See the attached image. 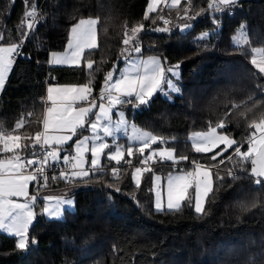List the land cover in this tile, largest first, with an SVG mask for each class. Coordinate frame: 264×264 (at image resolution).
<instances>
[{
  "label": "trees",
  "instance_id": "trees-1",
  "mask_svg": "<svg viewBox=\"0 0 264 264\" xmlns=\"http://www.w3.org/2000/svg\"><path fill=\"white\" fill-rule=\"evenodd\" d=\"M41 1L0 0V44L20 43L21 33L29 32L22 56L14 60L0 91L3 133L23 138L41 130L48 84L88 83L91 78L93 98L105 74L120 60L123 40L133 35L141 53L159 55L165 64L178 63L180 68V92L171 100L157 93L138 109L126 106L134 122L166 138L176 156L188 157L178 164L153 161L152 171L189 169L193 160L210 163L211 153H196L186 139L192 130L223 121L226 127L221 130L243 141L252 131L251 121L264 118V74L249 61L251 49H264V0H239L229 7L230 14L214 13L208 9L209 0H190L187 12L185 3L162 9L164 2L148 13L147 20L149 0H45L29 30L25 12ZM161 9L167 24L158 17ZM84 17L97 20V47L85 50L79 67L49 66V51L63 49L71 25ZM219 18L221 27L213 23ZM187 22L192 27L181 31ZM141 24L144 29L133 34L131 29ZM164 25L169 32L156 31ZM242 25L247 43L234 47L233 36ZM203 31L210 33L200 39ZM85 60L94 62L91 70ZM21 120L24 124L17 129ZM25 142L30 141L21 140ZM247 147L244 143L241 151ZM34 149L23 152L32 157ZM233 152L229 149L211 162L224 160L211 169L213 191L201 214L187 203L179 210L157 211L149 191L151 172L143 175L139 187L132 182L137 151L132 164L116 176L111 170L90 172L89 178L77 179L90 186L74 193L72 209L60 219L39 217L29 226L27 250L17 249L16 239L0 232V264H264V183L256 185L251 162L241 168ZM228 169L237 179L227 175ZM217 173L222 180L217 181Z\"/></svg>",
  "mask_w": 264,
  "mask_h": 264
},
{
  "label": "snow or ice",
  "instance_id": "snow-or-ice-1",
  "mask_svg": "<svg viewBox=\"0 0 264 264\" xmlns=\"http://www.w3.org/2000/svg\"><path fill=\"white\" fill-rule=\"evenodd\" d=\"M158 2V0H154ZM239 0H209L208 9H212L214 13L223 14L228 11L230 6H236ZM181 3V0H172V5L176 6ZM154 11L153 3L150 2L148 10L145 12V19L149 18L148 13ZM207 11V10H204ZM187 12V9H185ZM27 18V28L31 30L35 26L36 12L33 6L31 11L25 12ZM191 19V17H189ZM168 23L167 20L164 21ZM213 23H218L213 19ZM96 24L97 20L87 19L80 20L74 24L69 33L67 47L64 53H51L50 64L68 65L79 67L81 58L84 56L85 49L93 50L97 47L96 44ZM22 22L20 27H24ZM192 27L191 24L185 23L181 31ZM244 26H241L243 30ZM144 29L143 24L133 27L131 32L139 34ZM156 31L169 32L168 27L157 28ZM21 35L24 39L20 43H10L7 46L0 45V89L4 87L7 79V73L11 70L14 58L20 55V49L23 47L24 40L27 39L29 32H23ZM209 33H203L200 39L207 37ZM127 37V32L125 33ZM3 35L0 34V40ZM234 40V47L239 45ZM247 43V40H245ZM123 44L126 46L121 53L126 67L119 69V75L114 74L117 67L114 64L113 69L108 71L104 77V84L100 89L98 105L99 111H94L97 107V100L92 97L93 89L91 87V78L88 83L82 85H62L49 86L47 89V101L50 106L46 107L43 116L42 124L43 131H37L34 137H21L18 135L4 136L0 134V148L2 152H14L12 157L7 160L0 159V230L16 239L15 247L19 250H27L30 245L29 240V226L33 224L36 216L34 211L38 199L44 202V207L39 214L47 215L49 219H60L65 208L74 207V201L67 199L64 196L53 197L51 195L40 196L39 188L37 193L29 195V182L36 181L37 177L44 174L45 166L51 167L52 164L58 163L60 160V152L64 151V145L72 141L78 132L87 129L91 132L90 136H83L75 142V155L63 156L65 165H70L72 171L66 173L61 171L59 178L68 182L76 179L89 178V171H85L82 167L85 163V153H91L90 168L93 172L100 168L101 157L107 153V159L119 163L124 159V146L117 144L116 133L121 131L128 135L129 122L125 118L123 111L118 112L119 119L113 120L111 112L114 108L120 105H131L134 109L140 106L147 105L157 92H161L166 96L169 93H179L180 88L174 83L170 77L179 78L177 71L179 65L166 67L163 62L157 57H150L147 60L134 59L125 53L133 51L135 53L141 52L138 38L133 35L132 39L125 38ZM253 53L259 51L264 53V49H251ZM86 66L89 70L93 68V61L85 60ZM251 64L260 74H264V55L260 59L253 56ZM91 76V73H90ZM167 86V91L162 87ZM87 104V106H79V104ZM94 117V119H91ZM24 121H18L16 128L23 126ZM131 135H128V140H138L141 146L137 149L140 155H143L145 149L150 148L152 143L160 142L167 143L168 140L163 137L155 136L151 133L145 132L137 128L134 124L130 125ZM226 127L223 121H220L216 126L209 125L207 132L192 133L189 139L192 141V148L196 153H209L213 149L219 148L214 155L210 157L208 165L202 164L198 161H191L193 165L192 170H180L178 174H169L166 185V207L168 210H179L183 204H194L195 211L198 214L204 212L202 200L206 199L213 191L212 184V168H218L219 164H223L221 159L218 164L211 163L216 161L217 157L222 156L229 149L234 148L233 155L238 159L239 166L243 168L245 161L251 162L250 175L254 178L256 185L264 183V118L259 122L251 121L248 125L252 131L244 138L243 141H237L230 138L227 134H221L217 129H224ZM103 132V135L100 133ZM66 133V134H65ZM106 137H112V144H109ZM30 141L20 143L21 140ZM173 140L175 138H172ZM91 141L89 148L88 142ZM247 143L246 151H241L243 144ZM39 145L41 151L44 153L43 158L27 159L18 153L34 149ZM223 145V148H220ZM115 146V151L111 148ZM127 156L132 157L134 150L131 144L126 149ZM33 155H37L33 153ZM159 156L161 162L172 161L173 164H178L181 161L188 160L187 156L175 157L173 149H159L152 150L150 154L141 160L142 164L152 160L153 157ZM227 159L231 161L233 156H228ZM51 161V163H50ZM131 163V161H127ZM32 165H38L31 174L25 175L24 171ZM152 172L150 167H136L132 173V178L137 187L140 186L143 173ZM113 176L117 175V169H112ZM227 175L231 176L233 180L237 177L233 174L231 169L227 170ZM57 177L53 176V179ZM44 183L40 187H47L48 177L43 175ZM161 177L153 176V188L149 189L155 195V208L157 211L164 209V190L156 191V181ZM217 181L223 177L216 174ZM110 187V185H109ZM119 191V189H116ZM194 190V194L190 192ZM16 198H24V202H19ZM32 244L36 241L31 240Z\"/></svg>",
  "mask_w": 264,
  "mask_h": 264
},
{
  "label": "crops",
  "instance_id": "crops-1",
  "mask_svg": "<svg viewBox=\"0 0 264 264\" xmlns=\"http://www.w3.org/2000/svg\"><path fill=\"white\" fill-rule=\"evenodd\" d=\"M150 1V0H149ZM165 0H158V2H154V0H153V9H155L156 8V6H158L159 4H161V3H163ZM167 2H168V0H167ZM168 4V3H167ZM82 19H84V20H87L88 19V17H84V18H81V19H79L77 22H75L74 24H76V23H78L80 20H82ZM91 19H94V18H91ZM73 24V25H74ZM73 25H71V27H70V29H69V33H70V30H71V28H72V26ZM96 27V26H95ZM68 39H69V34H68ZM68 39H67V42H68ZM67 42H66V44H65V46H64V48L63 49H61V50H51V51H49V53H48V65L49 66H68V65H56V64H50L49 63V61H50V59H51V53H53V52H55V53H64L65 52V50H66V47H67ZM85 50H87V49H85ZM125 55H130L131 57H133L134 59H142V60H147L148 58H150V57H157V58H159L162 62H163V60H162V58L159 56V55H156V54H148V53H145V54H143V53H135V52H133V51H130L129 50V52H127V53H125ZM82 62H83V58H81V64H82ZM80 64V65H81ZM163 64L165 65V66H171L172 64H165L164 62H163ZM116 67H117V71L115 72V74H114V78H115V76H118L119 75V69H124L125 67H126V65H125V62H124V60L123 59H120L116 64ZM179 81H180V78H179ZM82 84H86V83H64V82H61V83H51V84H48L47 85V87H46V93H45V100L47 101V89H48V87L51 85V86H55V87H58V86H62V85H82ZM162 86H164V88L166 87V85H162ZM178 86V85H177ZM180 87V86H179ZM2 90V89H1ZM158 94H160V92H157ZM156 93V94H157ZM172 94V93H171ZM90 99H92L91 97H90ZM97 100V99H96ZM97 101H99V100H97ZM45 106L46 107H48V106H50V102H46V104H45ZM79 106H87V104H79ZM125 105H120V106H117V107H124ZM128 106V105H127ZM117 107L115 108V109H113L112 110V112H111V115H112V119H115V118H117L118 117V112H120L121 110H118L117 109ZM127 107L125 106V109H126ZM135 110V109H134ZM94 111H99V108L98 107H96L95 109H94ZM44 113H45V109H44ZM44 116V115H43ZM91 119H94V117H91ZM43 120V119H42ZM41 132L43 131V124H42V126H41V130H40ZM124 133V131H122V134ZM9 134V133H8ZM66 134V133H65ZM121 132L119 131V132H117L116 133V138H117V142H118V144L119 145H121V144H123V145H125V140L123 139L124 137H121ZM90 136L91 135V132L90 131H88L87 129H85V130H81L79 133H78V135L75 137H73V139H72V141H69L68 142V144H66V145H64V147L65 146H67L66 148L68 149V153L70 154V156H72L73 154H75V142H76V140L77 139H80V138H82L83 136ZM100 135H103V132H101L100 133ZM106 140H107V142L109 143V144H112L111 142H112V137H106L105 138ZM20 143H21V141H20ZM3 147V144H0V148H2ZM90 147H91V145H90ZM89 147V148H90ZM65 150V149H64ZM109 150H105V155L104 156H102L101 157V162L103 161V160H105V159H107L106 158V153L108 152ZM111 151H115V146H113L112 148H111ZM65 153V151H62V152H60V155H62V154H64ZM14 154H16V153H14V152H2V151H0V159H3V160H7L8 158H10V157H12ZM19 155H21L22 157H24V159H25V161L27 160V159H32V157L30 156V154L28 155L27 154V152H23V151H21V152H19L18 153ZM85 154H87V155H85V159H86V161H91V153H90V151L89 152H87V153H85ZM124 157H128L126 154L124 155ZM59 162H63L61 159L59 160ZM31 168H32V166H30V167H28L27 169H25V170H23L24 171V174L25 175H28V174H31ZM84 168V167H83ZM85 171H88L87 169H84ZM90 172H93L92 170L90 171L89 170V173ZM88 184H87V182H79L77 179L76 180H73L72 182H70V183H68V184H62V183H59V182H48V185H47V187H43V188H41V189H39V195L40 196H46V195H51V196H53V197H57V196H64L65 198H67V199H72L73 201H74V193L77 191V190H79V189H82V188H85V187H88L87 186ZM28 191H29V195H33V194H36L37 193V190H35L34 188H33V181H30L29 182V188H28ZM13 199H18L19 200V202H24V198H16V197H13ZM44 207V202L42 201V200H40V199H38L37 200V202H36V207H35V209H34V211H36L37 212V216H36V219L37 218H39V217H43V218H45V219H49L48 218V216L47 215H41V214H39L40 212H41V209ZM72 208V207H71ZM70 208H65V210H69ZM64 210V211H65ZM64 213V212H63ZM35 219V220H36ZM34 220V221H35ZM0 232H3L2 230H0ZM3 233H5V232H3ZM7 234V233H6Z\"/></svg>",
  "mask_w": 264,
  "mask_h": 264
},
{
  "label": "rangeland",
  "instance_id": "rangeland-1",
  "mask_svg": "<svg viewBox=\"0 0 264 264\" xmlns=\"http://www.w3.org/2000/svg\"><path fill=\"white\" fill-rule=\"evenodd\" d=\"M189 1H190V0H181V3H185V4H184V5H185L184 9H187ZM150 2L153 3V0H150L149 3H150ZM167 3H168V6H169V7H176V6H178V5L173 6V5H172V0H168ZM181 3H180V4H181ZM180 4H179V5H180ZM148 5H149V4H148ZM147 8H148V7H147ZM156 8H157V6H156ZM156 8H155V9H156ZM89 18H93V17H88V19H89ZM94 19H95V18H94ZM187 23H188V22H187ZM184 24H185V23H184ZM184 24L181 25V28L183 27ZM188 24H190V23H188ZM160 27L164 28V27H166V26L164 25V26H160ZM203 33H210V31H203V32H200V33L198 34V36H201ZM233 38H236V43H237V44H242V43H244V41L247 39V36H246V33H245L244 29L241 30V28H239V29H238V33H237L236 35H234ZM233 42H234V40H233ZM96 44H97V39H96ZM0 45H2V46H7L8 44H0ZM254 49H255V48H254ZM256 49H260V48H256ZM262 55H263V53H262V52H259V51L255 52V53H252V54L249 56V61L251 62L253 56H255L257 59H260ZM13 63H14V62H13ZM12 65H13V64H12ZM85 65H86V63H85ZM175 65H178V63H173L171 66H175ZM171 66H166V67H171ZM177 71H178V73H179V78H180V68H179V67H178ZM9 73H10V71L7 73V77H8V74H9ZM170 78L173 79L174 83H176V84L178 85V87L180 86L179 78H178V80H177L175 77H170ZM5 82H6V81H5ZM162 87L164 88V86H162ZM179 88H180V87H179ZM191 88L195 89V87H191ZM164 89H165V91H167V86H166ZM0 91H1V89H0ZM193 91H194V90H192L191 92H193ZM194 92H195V91H194ZM160 94H161L162 96H165L166 98H168V99L171 100V99L173 98V96H174L175 94H178V93H172V94L169 93L167 96H166L165 94L161 93V92H160ZM99 103H100V101H97V107H98ZM125 106H127V104H125ZM125 106H124V107H117V109H118V110H121V111H123V112L125 113V118H126V120L129 122L128 135H131V127H130V125H132V124H134L137 128H139V129H141V130H143V131H145V132H148V133H151V134L155 135V134L152 133L150 130H148V129H146L145 127H142V126L138 125L136 122H134L133 119H131V115L126 113ZM128 106H130L131 109L134 110V108H133L131 105H128ZM98 108H99V107H98ZM45 109H46V106H45ZM114 109H115V108H114ZM136 109H138V108H136ZM118 119H119V116H118L117 118L113 119V120H118ZM208 129H209V127L206 128V129L192 130V131H190V132L186 135V139L189 141L190 145L192 146V141L189 139L190 135H191L192 133H195V132H207ZM122 131H123V129L120 131L121 134H122ZM217 131H218L219 133H221V134H227V135L230 136V138L235 139L231 133L225 132V131H223V130H221V129H217ZM0 134H2V135H4V136L18 135L17 133H9V134H6V133H3L2 131H0ZM128 135H125V132L121 135V137H124L123 139L125 140V145H123V144H121V145L124 146V149H123V150H124V152H125L126 155H127L126 149H127V147H128L130 144H131V146L133 147L134 152L137 151V149L141 146V142L138 141V140H133V141L130 142V141L128 140ZM18 136H19V135H18ZM155 136H157V135H155ZM158 137H160V136H158ZM111 143H112V142H111ZM117 144H118V142H117ZM90 145H91V141L88 142V146H89V147H90ZM66 147H67V146L64 147V149H65V150H64L65 153L62 154V155H60V159H61L62 161H63V156H64V155H69V156H70V154L68 153V149H67ZM223 147H224L223 145H220V148H223ZM159 149H173V148L170 147V146H168V145H166V143H164V144H162V143H160V142L152 143V144L150 145V148L145 149L143 155H140V154L138 153V154H139V161H138V164H135L134 166L131 167V176H132V173L134 172V169H135L136 167H150V165H151V163H152L153 161L160 160V159H159V156H156V157H153L152 160L147 161L146 164H142V163H141V160H142L144 157L148 156L152 150H159ZM173 150H174V149H173ZM216 151H219V148H217V149H213V151L210 152V153H211L210 155H211V156L214 155ZM74 152H75V151H74ZM86 153H87V152H86ZM107 153H108V152H107ZM107 153H106V158H107ZM73 155H75V154H73ZM73 155H72V156H73ZM85 155H87V154H85ZM174 155H175V152H174ZM175 157L178 158V156H176V155H175ZM85 158H86V157H85ZM129 158H130V159L134 158V155H133L132 157H129ZM124 159H126V157H124ZM85 160H86V159H85ZM107 160H109V159H105V160H103V161L101 162V165H102V163H104V162L107 161ZM88 162H90V161H86V163L82 166V167H84V169H86L85 167H86V164H87ZM114 162H115V161H114ZM101 165H100V166H101ZM182 169L185 170V171H187V170H192V169H193V165H191L189 169L179 167V168H177V169H173V168H172V169H170V170H167V172H165V173H161V172H158V171H152V172H151V185H150V189L153 188V176L155 175V176H159V177H161V179H160L159 181H156L155 188H156V191L164 190V192H165V196H164V209H167V207H166V185H167V177H168V175H169L170 173L173 174V175L178 174V173L180 172V170H182ZM87 170H88V169H87ZM88 171H89V170H88ZM145 173H146V172H145ZM145 173H143V175H144ZM142 177H143V176H142ZM141 179H142V178H141ZM132 182L135 184V181L133 180V178H132ZM87 184H88L87 186H90V183H87ZM190 192H192V194H194V190H190ZM152 196H153V207L155 208V195H154V193H152ZM204 203H205V199L202 200L203 208H204ZM192 206H193V208H194V210H195L194 204H192ZM72 208H73V207H72ZM72 208H70V209H72ZM155 209H156V208H155Z\"/></svg>",
  "mask_w": 264,
  "mask_h": 264
},
{
  "label": "built area",
  "instance_id": "built-area-1",
  "mask_svg": "<svg viewBox=\"0 0 264 264\" xmlns=\"http://www.w3.org/2000/svg\"><path fill=\"white\" fill-rule=\"evenodd\" d=\"M44 1L45 0H42L41 3L39 4V6L35 9L36 16H37V14H38V12L40 10V7H41V5H42V3ZM164 2H163L164 3L163 6L161 7L162 9L164 8L165 5H167V0H165ZM162 9L159 12L158 17L164 22L165 20L168 19V17H167L166 14H164V12H162ZM231 12H232V10L229 8L228 11L224 12L223 14H230ZM217 22H218L217 25L219 27H221L222 26L221 18H219L217 20ZM213 40L215 42H217L219 40L218 35H214L213 36ZM139 46L141 47L140 44H139ZM20 52H21V54L15 56L14 60H16L17 58H20L22 56V48L20 49ZM100 89L98 90L97 94L93 98L99 100ZM44 103L46 104V100L45 99H44ZM34 153H36L37 155H32V159H36L38 157L41 158V159L43 158V154L44 153L41 151L39 145H37L35 147ZM132 159H130L129 157H126V159L121 160L119 163L114 162V161H111V160H107L104 163H102V165L100 166V168L97 169L96 171H98L99 173H103L104 171H107V170H111L112 171V169L115 168V169H117V173H118L119 170H120V168H122L124 165L132 164V162H133ZM129 160L131 161V163H127V161H129ZM50 163H51V161H50ZM136 164H138V162ZM37 167H39V166L38 165H32L31 173ZM85 168L91 171L90 162H88L86 164V167ZM61 171H64L66 173H70L72 171V169H71V166L70 165H65L64 162L54 163V164H52L51 167L45 166V168H44V174L38 176L36 181H33V188L35 190H37L38 188L39 189L43 188V187H40V185H42L44 183L43 175H47L48 182H59V183H62V184H68V183H70L68 181H65V180H62V179L59 178V174H60ZM53 176H55L57 178L56 179H53Z\"/></svg>",
  "mask_w": 264,
  "mask_h": 264
},
{
  "label": "water",
  "instance_id": "water-1",
  "mask_svg": "<svg viewBox=\"0 0 264 264\" xmlns=\"http://www.w3.org/2000/svg\"><path fill=\"white\" fill-rule=\"evenodd\" d=\"M250 173H251V169H250Z\"/></svg>",
  "mask_w": 264,
  "mask_h": 264
}]
</instances>
